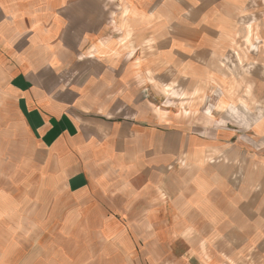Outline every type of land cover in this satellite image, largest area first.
<instances>
[{
	"label": "crops",
	"instance_id": "1",
	"mask_svg": "<svg viewBox=\"0 0 264 264\" xmlns=\"http://www.w3.org/2000/svg\"><path fill=\"white\" fill-rule=\"evenodd\" d=\"M135 2L0 0V147L18 164L20 208L39 213L38 241L65 258L59 264L90 254L99 264L179 258L168 233L135 230L161 225L153 204L136 201L187 142L118 41L129 35L128 51L139 49L148 24ZM138 205L139 219L119 217Z\"/></svg>",
	"mask_w": 264,
	"mask_h": 264
},
{
	"label": "rangeland",
	"instance_id": "2",
	"mask_svg": "<svg viewBox=\"0 0 264 264\" xmlns=\"http://www.w3.org/2000/svg\"><path fill=\"white\" fill-rule=\"evenodd\" d=\"M135 6L148 24L135 36L139 49L128 51L129 35L118 41L132 68L150 76L172 133L187 141L176 164L156 172L152 190L136 201L153 204L150 213L161 225L135 230L168 233L179 257L173 264H264V0H136ZM148 60L155 62L151 69ZM2 152L0 264L64 263L49 242L38 241L45 229L33 224L39 213L20 208L18 164ZM7 201L14 203L5 210ZM140 208L119 217L139 219ZM91 255L72 262L99 264Z\"/></svg>",
	"mask_w": 264,
	"mask_h": 264
}]
</instances>
